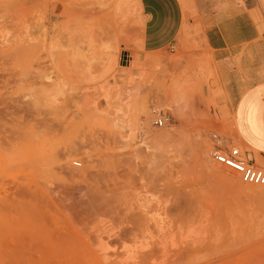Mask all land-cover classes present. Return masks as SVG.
<instances>
[{
  "label": "rangeland",
  "instance_id": "obj_1",
  "mask_svg": "<svg viewBox=\"0 0 264 264\" xmlns=\"http://www.w3.org/2000/svg\"><path fill=\"white\" fill-rule=\"evenodd\" d=\"M147 1L0 0V264H264V195L212 154L264 169V0L222 62L193 0Z\"/></svg>",
  "mask_w": 264,
  "mask_h": 264
},
{
  "label": "crops",
  "instance_id": "obj_2",
  "mask_svg": "<svg viewBox=\"0 0 264 264\" xmlns=\"http://www.w3.org/2000/svg\"><path fill=\"white\" fill-rule=\"evenodd\" d=\"M143 8H150L147 0H141ZM200 23L204 32L205 41L214 52L215 59L219 62L236 56L246 45L256 42L260 34L249 15V7L239 6L234 0L224 2L220 0H193ZM147 9V10H148ZM148 12V13H147ZM145 21L147 47L153 36L154 26L158 19L154 12L147 11ZM264 88L255 91L249 102L257 101V118L264 121ZM245 102V104L248 103ZM244 104V105H245Z\"/></svg>",
  "mask_w": 264,
  "mask_h": 264
},
{
  "label": "bare ground",
  "instance_id": "obj_3",
  "mask_svg": "<svg viewBox=\"0 0 264 264\" xmlns=\"http://www.w3.org/2000/svg\"><path fill=\"white\" fill-rule=\"evenodd\" d=\"M166 136H167V134L165 136H161L160 139L166 140V138H167ZM168 139H169V137L167 138V140ZM201 152H202V156H203V166H204V168L208 169V172H209V170H211V167L209 165V163H210L209 162V160H210L209 156H211L210 155L211 150L209 151L206 148H203V150L201 149ZM214 153H215V151L214 152L212 151V154H214ZM225 172L224 171H220V172L215 171V172H212V175L217 177V178H220L221 180H219V179L218 180L223 182L224 184H234L235 185L234 180H232V178H230L227 175V173H225ZM248 191L250 193L257 194V195H264V186H253V187H250V189ZM128 212H129V214L125 215L126 216L125 223L127 224V227L129 226V228H125L124 230H122V232L120 233V240L123 242H126V243L138 242L139 240L142 239V236L146 232L147 223H145V221H143V218L138 213L130 212V211H128ZM116 241H118V240H116ZM118 242H120V241H118Z\"/></svg>",
  "mask_w": 264,
  "mask_h": 264
},
{
  "label": "built area",
  "instance_id": "obj_4",
  "mask_svg": "<svg viewBox=\"0 0 264 264\" xmlns=\"http://www.w3.org/2000/svg\"><path fill=\"white\" fill-rule=\"evenodd\" d=\"M155 126L163 128L165 119H157ZM213 158L217 164L239 174L243 183L251 186H264V169L255 168L250 161L243 158L238 149L223 153L221 148L216 145Z\"/></svg>",
  "mask_w": 264,
  "mask_h": 264
}]
</instances>
